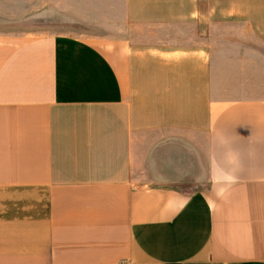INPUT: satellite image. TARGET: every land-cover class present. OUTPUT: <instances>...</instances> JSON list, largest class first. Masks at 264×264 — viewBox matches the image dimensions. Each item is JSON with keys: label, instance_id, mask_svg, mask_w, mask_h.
I'll return each instance as SVG.
<instances>
[{"label": "crops", "instance_id": "crops-1", "mask_svg": "<svg viewBox=\"0 0 264 264\" xmlns=\"http://www.w3.org/2000/svg\"><path fill=\"white\" fill-rule=\"evenodd\" d=\"M97 4L0 0V264H264V0Z\"/></svg>", "mask_w": 264, "mask_h": 264}, {"label": "rangeland", "instance_id": "rangeland-1", "mask_svg": "<svg viewBox=\"0 0 264 264\" xmlns=\"http://www.w3.org/2000/svg\"><path fill=\"white\" fill-rule=\"evenodd\" d=\"M42 6V25L46 28L35 34L53 32L95 40L101 29L108 27L98 23L97 0H42Z\"/></svg>", "mask_w": 264, "mask_h": 264}, {"label": "built area", "instance_id": "built-area-1", "mask_svg": "<svg viewBox=\"0 0 264 264\" xmlns=\"http://www.w3.org/2000/svg\"><path fill=\"white\" fill-rule=\"evenodd\" d=\"M120 264H128L127 262H121Z\"/></svg>", "mask_w": 264, "mask_h": 264}]
</instances>
